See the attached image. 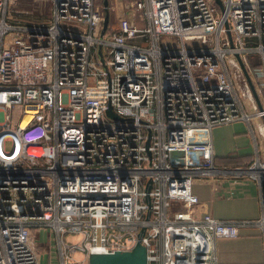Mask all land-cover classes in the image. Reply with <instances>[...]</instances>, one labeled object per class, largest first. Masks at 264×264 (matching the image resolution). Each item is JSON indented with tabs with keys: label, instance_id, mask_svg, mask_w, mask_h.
I'll use <instances>...</instances> for the list:
<instances>
[{
	"label": "built area",
	"instance_id": "1",
	"mask_svg": "<svg viewBox=\"0 0 264 264\" xmlns=\"http://www.w3.org/2000/svg\"><path fill=\"white\" fill-rule=\"evenodd\" d=\"M14 1L0 0V264H38L35 230L57 264L136 241L145 264H218L222 226L255 227L264 244V161L218 167L210 140L249 117L229 56L264 91V0H107L116 23L102 34L94 0H36L49 16L31 24L10 19ZM217 174L255 183L256 217L218 219L210 201L197 213L194 176Z\"/></svg>",
	"mask_w": 264,
	"mask_h": 264
},
{
	"label": "crops",
	"instance_id": "2",
	"mask_svg": "<svg viewBox=\"0 0 264 264\" xmlns=\"http://www.w3.org/2000/svg\"><path fill=\"white\" fill-rule=\"evenodd\" d=\"M231 78L240 97L242 109L249 113V117L247 120L236 119L229 123L214 125L211 128L213 164L218 167L244 164L255 154L264 161V154L259 155L255 140V136H258L264 145L263 117L253 114L258 108L257 103L239 66L234 68ZM253 86L260 104L261 95L258 94L257 87L254 84ZM249 139L252 143V150L249 149L248 152L242 149L248 146L250 148ZM191 189L200 203L196 207L197 213H201V204L204 201H210L212 215L222 220L253 218L259 212L255 183L238 175L217 174L212 177L196 175L193 178ZM33 232L36 237L38 264H57L52 238L49 240L48 233L44 231L35 230ZM215 246L218 264H264L263 239L255 227H219L215 237Z\"/></svg>",
	"mask_w": 264,
	"mask_h": 264
},
{
	"label": "rangeland",
	"instance_id": "3",
	"mask_svg": "<svg viewBox=\"0 0 264 264\" xmlns=\"http://www.w3.org/2000/svg\"><path fill=\"white\" fill-rule=\"evenodd\" d=\"M101 1L102 0H94V2L102 8ZM120 7L121 8L119 10L123 11L124 6H123L122 2L120 4ZM110 12H111V14H110L111 19L109 21H107L106 28H108L110 26V24L114 22L113 12L111 10H110ZM8 14H9L11 20H13V21L17 20L18 22H22L25 24H31L34 22H45L49 16V4L45 1L15 0L8 7ZM63 26H65V25L63 24ZM129 41L130 42H139V40H137V39H130ZM195 44L199 45L198 43H195ZM247 58L249 60H253L256 57L252 52H250L249 56H247ZM226 65H227L229 74L231 75V77H233L234 68H236L238 66L235 57L232 55L229 56L226 59ZM257 90H258V94L261 95L260 104L264 105V91L261 90V88H259V87H257ZM239 100H240V97H239ZM255 140L257 143V149H258L259 155L262 156V154H264V145L262 144L261 139L258 136H255ZM248 143L250 145V148H248L249 147L248 146L246 149L244 148L242 150H247V151L249 149L252 150V143H251L250 139H249ZM171 204L172 203H170V205ZM34 235H35V233H34ZM48 238H49V240H51V235H49V233H48ZM79 238H80L79 233L65 234L64 235V240L68 241V242L77 241ZM73 256H74V258L79 259L81 257V253L79 251H75L73 253Z\"/></svg>",
	"mask_w": 264,
	"mask_h": 264
},
{
	"label": "water",
	"instance_id": "4",
	"mask_svg": "<svg viewBox=\"0 0 264 264\" xmlns=\"http://www.w3.org/2000/svg\"><path fill=\"white\" fill-rule=\"evenodd\" d=\"M219 8H221V2L220 0H213ZM101 6H102V19H101V28H100V34L105 29V26L107 24V19H108V9H107V0H102L101 1ZM224 26L226 27V21L224 20ZM227 36L230 39V34L229 31L226 30ZM231 44V41H230ZM234 57L237 61V64L242 71V74L247 82V85L250 89V92L257 103L258 109L261 108V105L259 104L256 93L254 90L253 83L249 77V75L246 72V69L240 60L239 56L237 54H234ZM263 121H264V116ZM181 153L180 150L174 149L169 151V161L170 162H180L181 160L177 158V155ZM14 208L19 209V206H14ZM142 232V229L139 230V233ZM88 264H145V250L142 244L139 243V241H136L133 246L128 249V250H121V251H113L109 253H90L87 258Z\"/></svg>",
	"mask_w": 264,
	"mask_h": 264
},
{
	"label": "trees",
	"instance_id": "5",
	"mask_svg": "<svg viewBox=\"0 0 264 264\" xmlns=\"http://www.w3.org/2000/svg\"><path fill=\"white\" fill-rule=\"evenodd\" d=\"M110 14H111V12H110V10H108V19H107V21H109V20L111 19ZM113 20H114V19H113ZM115 23H116V21L114 20V22L111 23L110 25H115ZM246 56H249V54H247ZM247 61L249 62L250 65H254L255 62H256V59L249 60V59L247 58Z\"/></svg>",
	"mask_w": 264,
	"mask_h": 264
}]
</instances>
